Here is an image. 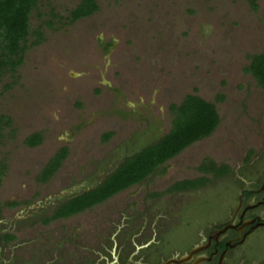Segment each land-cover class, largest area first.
Segmentation results:
<instances>
[{
    "label": "rangeland",
    "instance_id": "374dc122",
    "mask_svg": "<svg viewBox=\"0 0 264 264\" xmlns=\"http://www.w3.org/2000/svg\"><path fill=\"white\" fill-rule=\"evenodd\" d=\"M94 1V12L70 21L79 0H37L29 24L42 40L30 45L29 36L14 72L0 69L7 119L0 127V261L67 264L102 255L111 241L119 251L123 238L131 250V242L168 225L164 214L177 203L195 198L164 193L173 182L202 176L203 160L232 169L264 152V89L244 71L248 55L264 54V0H254L255 8L246 0ZM186 94L214 105L218 122L209 135L89 208L34 221L39 205L49 214L53 198L98 182L135 142L163 135L168 105ZM35 132L40 142L27 146ZM61 147L58 167L39 180ZM5 233L13 238L3 240ZM259 254L249 264H264Z\"/></svg>",
    "mask_w": 264,
    "mask_h": 264
},
{
    "label": "flooded vegetation",
    "instance_id": "af4514ba",
    "mask_svg": "<svg viewBox=\"0 0 264 264\" xmlns=\"http://www.w3.org/2000/svg\"><path fill=\"white\" fill-rule=\"evenodd\" d=\"M207 178L215 179L212 175ZM213 182L175 191L184 195L195 193V198L177 203V208L164 214L168 225L161 227L159 233L152 232L147 238L131 242V250L123 238L119 251H112L111 241L109 250L102 255L67 264H166L169 260L168 264H249L247 260L253 253L263 256L264 152L256 153L251 160H242L217 177L218 184L214 185L221 183L222 187H210ZM72 192L76 191H66L62 196ZM60 197L52 199V206ZM42 208L39 205L34 211ZM0 264L15 263L1 260Z\"/></svg>",
    "mask_w": 264,
    "mask_h": 264
},
{
    "label": "trees",
    "instance_id": "16d2710c",
    "mask_svg": "<svg viewBox=\"0 0 264 264\" xmlns=\"http://www.w3.org/2000/svg\"><path fill=\"white\" fill-rule=\"evenodd\" d=\"M246 1L251 8L256 7L254 0ZM36 3L37 0H0L1 70L14 72L15 67L21 63L29 36H34V39L29 42L30 45H35L42 40L38 28L31 29L29 24V14L36 7ZM96 9L94 0H79L77 5L69 11L68 19L73 21L85 17ZM248 59L249 63L244 71L249 72L257 85L264 89V54L248 55ZM168 111L171 114V125L163 135L158 136L154 133L145 142H135L130 155L118 162L98 182L79 192L61 196L49 214L44 213L45 210L32 213L34 221L46 224L57 218L68 217L105 200L132 184L142 181L164 161L175 156L191 143L209 135L218 122L214 105L194 94L184 95L178 104H169ZM6 123V117L0 116V127ZM108 136L109 133H105L103 139ZM23 142L27 146L37 145L40 142V134L32 133ZM65 154L66 148H59L43 166L37 178L45 181L58 167ZM196 169L203 175L195 178H205L204 181L200 183L195 178L175 181L165 189L164 193L194 189L207 182V177L204 174L209 173L217 178L229 170L227 165H216L211 160H203ZM2 173L3 165L0 164V178ZM149 195L153 197L158 194L152 192ZM15 204V201L6 202L8 206ZM12 238L13 235L10 233L3 235L5 241Z\"/></svg>",
    "mask_w": 264,
    "mask_h": 264
},
{
    "label": "water",
    "instance_id": "95a60500",
    "mask_svg": "<svg viewBox=\"0 0 264 264\" xmlns=\"http://www.w3.org/2000/svg\"><path fill=\"white\" fill-rule=\"evenodd\" d=\"M87 189H89V188H87ZM177 261L179 262V261H181V260H177ZM169 262H170V260H169L166 264H168Z\"/></svg>",
    "mask_w": 264,
    "mask_h": 264
}]
</instances>
